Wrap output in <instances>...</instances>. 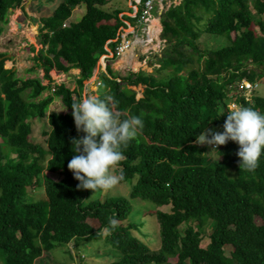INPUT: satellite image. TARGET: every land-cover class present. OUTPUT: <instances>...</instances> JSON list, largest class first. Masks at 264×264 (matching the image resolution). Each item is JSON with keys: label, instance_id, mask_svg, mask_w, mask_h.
<instances>
[{"label": "trees", "instance_id": "obj_1", "mask_svg": "<svg viewBox=\"0 0 264 264\" xmlns=\"http://www.w3.org/2000/svg\"><path fill=\"white\" fill-rule=\"evenodd\" d=\"M108 1L63 0L38 20L40 48L29 71L41 70L42 80H23L3 69L0 54V264H33L56 246L77 248L98 240L113 251L102 257L103 264H264V150L249 172L239 170L236 143L216 145L217 162L218 153L208 156L194 143L203 126L222 131L221 109L228 108L230 93L234 103L264 113V98L253 89L247 99L238 88L244 80L264 79V0H180L160 14L162 55L148 63L158 69L128 72L116 80L106 67L99 76L102 87L93 95H111L114 114L140 116L143 129L121 148L125 159L115 167L117 174L123 172L118 185H126L127 192L101 199L100 190L94 197L90 190H78L67 169L73 155L69 140L84 135L76 131L68 105L77 100L72 97L76 88L93 76L106 42L116 39L109 44L113 49L124 21L136 23L138 15L103 11ZM24 3L0 0V34L9 10L23 11ZM82 5L80 20L67 23ZM203 38L218 44L201 49ZM71 69L79 72L73 90L50 77ZM54 98H60L66 113H48ZM35 124L41 126L45 149L29 140ZM13 153L16 158L9 159ZM46 171L58 179L48 178ZM35 190L43 192V200L30 199ZM136 199L157 208L171 206L170 214L155 212L158 239L142 232V224H118L127 220L129 201ZM88 218L99 223L98 229L87 224ZM191 220L199 228L212 226L206 245L190 227L183 237L179 234L178 226Z\"/></svg>", "mask_w": 264, "mask_h": 264}, {"label": "rangeland", "instance_id": "obj_2", "mask_svg": "<svg viewBox=\"0 0 264 264\" xmlns=\"http://www.w3.org/2000/svg\"><path fill=\"white\" fill-rule=\"evenodd\" d=\"M62 1L63 0H31V2L28 3L25 0L23 11L21 10L20 12V10L18 9L9 10L7 24L4 25L5 27H3V30L0 34V54H4L5 56L3 69H12V71H15L16 77L22 78L23 80L32 78H38L42 80L43 75L41 70L37 69L35 71H29L34 65V62L32 60L33 56L40 48V45L38 44V20L40 18L50 16L54 8ZM179 3L180 0H168L165 5H178ZM133 6H135L136 9H139V5L136 6L133 0H109L106 5L101 7V9L109 13L115 10H119L123 12L125 16L130 18L133 17ZM166 8L167 7H165L164 10H166ZM84 13V5L75 8L71 12V17L68 19L67 23L77 22ZM151 14L152 16H157L155 10ZM156 20H158V17H156V19L152 21L151 26L154 28H150V32L153 31V35L157 34L154 29H156V31L159 30V26ZM126 25H129L130 28L133 27L135 23L126 20L125 26ZM140 27L141 26L137 25V36H141V30H139ZM129 28H127L126 26L122 28L121 32L124 33L125 31L128 33L129 31H131V29ZM199 44L201 49H207L217 46L218 42L213 39L203 38L202 40L200 39ZM155 45L147 52L146 49L142 50L141 48L136 51L134 50V48H131L130 54L127 55L126 53V56L128 58L124 57L121 60L113 59L109 62L107 61V67H109L110 70L115 73V76L117 77L116 80H120L121 78L127 76L128 72L137 73L139 71H143L144 73H151L153 69H158V66L155 64L153 66H149L148 63H155L156 60L161 57V49H163L161 44L160 46ZM31 46L34 48V51L30 50ZM101 64H103V61L99 60L97 66ZM77 74V70L71 69L67 73L60 74H57L54 71L50 73V77L52 78L54 83H57V85L64 84L68 89L73 90L76 88L75 79ZM262 79L263 78L256 81L253 87L250 84L243 87V97L250 99L253 93L252 89H254L256 93L255 95L264 98V79ZM88 81L89 80H87L86 85L82 89L76 88L77 92H75V94L72 96L73 98L78 99L81 94L93 95L94 93H97L99 89L95 88L97 80L93 82L91 79L89 83ZM242 85L245 84H240L238 87L239 90ZM134 91L136 92V97H139L140 92L137 90ZM47 94L48 93H43L42 96L44 97ZM228 96L229 100H226L225 103L227 107L229 104L234 103V98H231V93L228 94ZM63 108L64 106L60 98H54V100L48 106V113L53 112L64 114L68 110H62ZM212 131L214 130L212 129ZM41 132V126L39 124H35L33 126L29 140L34 144H39L45 149V138L43 137V134H41ZM200 146L206 148L204 150L205 153L213 147L212 145L203 144H200ZM207 155L214 156V153H208ZM15 158L16 154L13 153L9 155V159ZM111 171L113 172V174H117V169L115 167ZM44 174L48 178L58 179V175H53L47 171ZM127 189L128 188L126 187V185L117 184L116 186H114L113 189L109 190L108 192L100 190L99 198L102 199L107 195L121 196L127 192H125V190ZM96 194L98 193L96 192ZM43 195L44 194L42 191L35 190L34 193H31V196L29 194V197L33 202H38L44 199ZM94 196L95 195H93V197ZM129 202L131 204L132 211L126 221L120 222L118 224H121L123 226L130 223L142 224V227L140 229L142 232H148L150 237L158 239L159 235L157 233L155 212L161 211L163 213L170 214L171 206L168 205L157 208L151 205L150 203L141 201L139 199L131 200ZM86 222L88 225H90V227L95 230L99 227V223L94 219L88 218L86 219ZM256 223H259V220L256 219ZM188 227H190L193 231H198L200 233L199 236L202 242L201 245H206L209 242V235L212 231V226L209 225V223L200 228L195 225L194 220H191L188 223L180 224L177 230L182 237L184 236L185 229ZM106 231L105 229L102 231L101 239H104V236L107 233ZM142 241L145 244H148L149 246L151 244L149 240L144 239ZM73 247V243H69L66 246H56L55 249L50 252H43L42 255L38 259H36L33 264H103V260L105 259H103L102 257L104 255L113 253L110 247L105 245V242L103 240H98L96 242H81L79 243L77 248ZM224 250L225 255H229L231 252V249L229 247H225ZM170 261L174 263L175 260L170 259Z\"/></svg>", "mask_w": 264, "mask_h": 264}, {"label": "clouds", "instance_id": "obj_3", "mask_svg": "<svg viewBox=\"0 0 264 264\" xmlns=\"http://www.w3.org/2000/svg\"><path fill=\"white\" fill-rule=\"evenodd\" d=\"M18 10L21 12L20 8ZM159 34L160 30L153 35L156 40L155 44L158 46L163 44ZM114 42L116 39L107 41L106 54L98 57L97 61L102 60L105 66L102 68L101 65H98L101 73L93 74L91 77L93 82L97 80L95 88L102 87L99 76L105 73L107 61L118 59L114 52L118 43L113 49L109 46ZM242 83L245 85H242L241 88L249 84L252 87L255 85V83L251 84L245 80ZM55 84L57 85V83ZM52 90L50 93L53 92ZM115 104L116 101L111 95L105 94L101 98L100 96L81 94L76 102L68 105L71 108V119L76 131L83 132L84 135L79 139L69 140V151L73 155L67 163V169L71 172L72 178L78 182L76 188L90 190L92 195L97 190L108 192L123 179L122 171L113 174L111 170L125 159L121 148L126 147L129 141L134 140L143 129V120L140 116L132 115L119 119L113 112ZM64 109L65 107L62 110ZM222 115L224 116L222 131H206L203 126L195 135L194 143L212 145L213 147L204 154L218 153L217 162L221 154L216 151L215 146L232 141L238 145L235 155L239 159V170L243 168L249 172L253 171L257 166L258 157L264 150V113H260L250 106L231 103L226 110H222ZM110 223L115 224V220H111Z\"/></svg>", "mask_w": 264, "mask_h": 264}, {"label": "built area", "instance_id": "obj_4", "mask_svg": "<svg viewBox=\"0 0 264 264\" xmlns=\"http://www.w3.org/2000/svg\"><path fill=\"white\" fill-rule=\"evenodd\" d=\"M133 1L136 6L139 5V9H136L135 6L132 7L133 17H135L136 14L138 15V17L133 27L129 28V25H127V28L131 29V31H129L128 33L125 31L124 33L121 32L122 28L126 26L120 28V33H118V45L114 48V52L117 58L124 57L127 51L131 48H134V50L136 51H138L141 48L142 50L146 49V52L150 50L156 43V40L153 34L150 35L149 33L150 28H151V22L153 20L151 13L154 10H156L157 5H162L161 10L163 11L165 7L167 8L170 7V5H165L168 0H145L143 2L142 0H133ZM137 25L141 26L139 28V30H141V36L140 35L137 36V33H136ZM104 66L105 64L103 63L102 68H104ZM100 73L101 71L99 72V74ZM97 85H99V83H97Z\"/></svg>", "mask_w": 264, "mask_h": 264}, {"label": "crops", "instance_id": "obj_5", "mask_svg": "<svg viewBox=\"0 0 264 264\" xmlns=\"http://www.w3.org/2000/svg\"><path fill=\"white\" fill-rule=\"evenodd\" d=\"M161 8H162V5H157V8H156V10H155V12H156V14H157V16H152V18H153V20H155L156 19V17H158V20H156L157 21V23H158V26H159V19H160V12H161ZM119 16L121 17V16H125L124 15V13L123 12H121L120 14H119ZM152 20V21H153ZM125 22V21H124ZM152 23V22H151ZM124 25H125V23H124ZM127 26V25H126ZM152 27V26H151ZM152 28H154V27H152ZM155 30V32H157L156 31V29H154ZM157 45V44H156ZM155 45V46H156ZM158 46V45H157ZM124 57H127L126 56V54H125V56ZM124 57H121V58H118L119 60H121L122 58H124ZM97 64H98V62H97ZM101 66H103V64H101ZM100 72V67L98 68H96L95 69V71H94V73L93 74H97V73H99ZM92 77V76H91ZM89 78V81L92 79V78ZM75 85H76V80H75ZM86 85V83L83 85V87ZM90 86V85H89Z\"/></svg>", "mask_w": 264, "mask_h": 264}, {"label": "bare ground", "instance_id": "obj_6", "mask_svg": "<svg viewBox=\"0 0 264 264\" xmlns=\"http://www.w3.org/2000/svg\"><path fill=\"white\" fill-rule=\"evenodd\" d=\"M152 24V23H151ZM16 28V27H15ZM150 33V35H152L153 34V31H151V32H149ZM130 51H131V49H129L128 51H127V55L128 54H130ZM128 58V57H127Z\"/></svg>", "mask_w": 264, "mask_h": 264}]
</instances>
